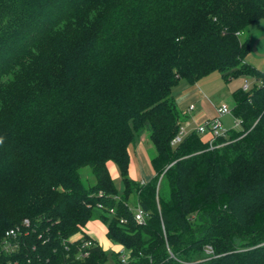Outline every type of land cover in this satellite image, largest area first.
<instances>
[{
    "label": "trees",
    "instance_id": "1",
    "mask_svg": "<svg viewBox=\"0 0 264 264\" xmlns=\"http://www.w3.org/2000/svg\"><path fill=\"white\" fill-rule=\"evenodd\" d=\"M263 18L264 0H0V264H264V71L245 60ZM214 71L254 81L232 94L240 131L172 145V87ZM144 133L148 182L128 176Z\"/></svg>",
    "mask_w": 264,
    "mask_h": 264
},
{
    "label": "rangeland",
    "instance_id": "2",
    "mask_svg": "<svg viewBox=\"0 0 264 264\" xmlns=\"http://www.w3.org/2000/svg\"><path fill=\"white\" fill-rule=\"evenodd\" d=\"M264 24V20H257L253 22L249 26V35L251 36L250 43V51L246 56V62L253 66L256 69L263 70L262 62L264 61V48L262 41H259V37L254 35L253 33L261 29L260 25ZM263 60V61H262ZM244 84L251 89L254 86V81L252 78L247 76H239L236 78L224 80L221 77L219 72H212L207 77L201 79L199 82L195 84H188L185 80L181 79L178 83L172 87L171 96L174 98L177 106L180 108L183 104H187L188 102H194L196 104V110L192 113L194 115L193 119H191L192 126L194 125V121L198 120L201 115L204 113V109L202 108V102L210 109V107H217L221 104H225L228 109L234 105V100L232 97L233 92L242 88ZM181 109V108H180ZM222 125L221 127L225 130H229L232 132H239L240 126L237 123L236 119L233 117L231 113L225 114L222 117ZM184 125V124H183ZM145 138L144 146L146 148L147 154L151 157L154 154V149L151 143L148 141L147 133L142 135ZM208 135L203 134L202 139L205 141ZM130 158L131 163L133 164V171L135 172V176L137 180H142L143 182H148L152 175L151 173H146L142 171L141 166L138 163V159L130 146ZM114 167L115 170L112 169ZM116 167L114 165H110V172L114 179V184L118 194L122 192V182L119 174H115ZM80 174L82 179L86 185H89L93 182V177L91 176L90 171L87 168H83L80 170ZM158 193L160 197H166L168 195V186L166 180L163 178L160 179L158 184ZM129 202L132 208L136 209V198L134 195H131L129 198ZM98 220H91L84 227L86 232H90V236L97 240L99 245L106 250H118L120 247L113 244L109 241L104 234V226Z\"/></svg>",
    "mask_w": 264,
    "mask_h": 264
},
{
    "label": "built area",
    "instance_id": "3",
    "mask_svg": "<svg viewBox=\"0 0 264 264\" xmlns=\"http://www.w3.org/2000/svg\"><path fill=\"white\" fill-rule=\"evenodd\" d=\"M242 88L244 90L247 89L248 88L247 84H244V86ZM192 109H193V105H189L188 110L190 111ZM228 113H231L230 109H228V107L225 104H221L217 108V116H215L211 119H207V120L202 121V123L197 125L193 130H195L197 133H199L201 135H203V134L209 135L210 138L208 140V144L210 145V147H212V141L214 140V138L219 137V136H224L226 131H227L221 127L220 117L225 115V114H228ZM236 121L239 124V121L238 120H236ZM186 128L187 127H185L183 125V123L180 124V127H179L177 134L171 140L172 145H176L177 143H179L183 139V137L190 132ZM142 219H143V213L136 204V209L134 210V220L136 222H141ZM24 223L27 224V221H24ZM14 234H15V230H13V229L8 230L5 233L4 249L6 251H11L13 248L9 244L8 238L13 237ZM90 245H91V241L87 240V241L82 243L81 248H88V247H90ZM117 252L119 254V259L121 260V262H126V260L128 259V253L122 247H120L117 250ZM87 255H88V252L86 249H84L79 254V257L84 258Z\"/></svg>",
    "mask_w": 264,
    "mask_h": 264
},
{
    "label": "crops",
    "instance_id": "4",
    "mask_svg": "<svg viewBox=\"0 0 264 264\" xmlns=\"http://www.w3.org/2000/svg\"><path fill=\"white\" fill-rule=\"evenodd\" d=\"M262 20V19H260ZM264 20V18H263ZM262 28L259 29L258 31L254 32V35H257L259 37V41H262V44L264 43V24L260 25ZM250 40H251V36H250ZM251 43V42H250ZM263 48H264V44H263ZM264 54V53H263ZM263 61V60H262ZM263 68H264V61L262 62ZM177 105V104H176ZM189 105H193V109L192 110H188V106ZM217 107H210V109L202 102V108L204 109V113L203 115L200 116V118L196 121H194V125L192 126L191 124V119H193L194 115L192 116V113L195 112L196 110V104H194V102H188L186 105L183 104L180 108L177 106V108L179 109V111L181 112L182 115V123L184 124L185 127H187L186 129L188 131L193 130L197 125H199L200 123H202V121L207 120V119H211L215 116H217ZM222 117H220V121H221V125H222ZM209 136V135H208ZM144 142H145V138L143 136L140 137V140L138 141L137 144L132 145V149L138 159V163L141 166L142 171H144L146 173H151V175H153L151 166H150V157L147 154L146 148L144 146ZM130 148V147H129ZM110 165H114L113 163H108V170L109 173L111 175V177L113 178L114 176H112L111 172H110ZM115 166V165H114ZM116 167V166H115ZM113 170L114 167H112ZM117 173L118 175V170L116 167V171L115 174ZM128 176L131 179L137 180L136 176H135V172L133 171V164L131 163V158H130V151H129V166H128ZM140 182H143L142 180H137ZM99 223V222H98ZM89 231V230H88ZM87 231V232H88ZM105 232V230H104ZM90 234V232H88Z\"/></svg>",
    "mask_w": 264,
    "mask_h": 264
},
{
    "label": "clouds",
    "instance_id": "5",
    "mask_svg": "<svg viewBox=\"0 0 264 264\" xmlns=\"http://www.w3.org/2000/svg\"><path fill=\"white\" fill-rule=\"evenodd\" d=\"M3 143V138H0V144H2Z\"/></svg>",
    "mask_w": 264,
    "mask_h": 264
}]
</instances>
